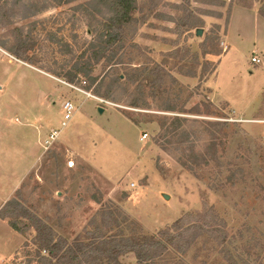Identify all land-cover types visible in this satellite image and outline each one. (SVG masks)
Masks as SVG:
<instances>
[{
	"label": "rangeland",
	"instance_id": "374dc122",
	"mask_svg": "<svg viewBox=\"0 0 264 264\" xmlns=\"http://www.w3.org/2000/svg\"><path fill=\"white\" fill-rule=\"evenodd\" d=\"M104 4L0 0V113L6 111L8 132L34 128V115L48 118L37 167L9 201L70 245L92 235L159 239L183 218L172 234L185 233L167 244L166 263L226 264L222 243L264 262V49L253 26L230 25L234 6L256 4L259 11L264 1L136 0L119 64L93 59ZM229 28L243 40L235 34L228 41ZM18 40L28 48L20 60L9 51ZM71 74L78 80L69 84ZM116 75L126 79L111 86ZM82 89L96 98L110 90L112 104L85 102ZM64 101L82 108L44 150L40 143L61 127ZM143 133L148 138L140 141ZM34 237L32 229L21 236L0 223V264H49ZM118 261L136 264L131 253Z\"/></svg>",
	"mask_w": 264,
	"mask_h": 264
},
{
	"label": "trees",
	"instance_id": "16d2710c",
	"mask_svg": "<svg viewBox=\"0 0 264 264\" xmlns=\"http://www.w3.org/2000/svg\"><path fill=\"white\" fill-rule=\"evenodd\" d=\"M58 1L61 3L67 0ZM100 1L105 2L104 5L108 14L103 18V22L101 23L102 31L96 39L99 47L95 54H93V59L98 61L105 58L108 63L116 61L115 64H119L120 59L116 58L117 52L124 48L125 28L135 21L136 0ZM258 13L264 18L263 7L260 8ZM27 50V46L18 40L17 45L9 51L12 56L20 60ZM122 78L126 79L124 75H116L111 80V86L120 82ZM75 79H77V76L71 74L66 81L71 84ZM129 81L131 82L130 79ZM100 98L104 100L110 99V90H107ZM131 105L136 107V101L132 102ZM167 109V111H172V109ZM172 123L178 125L179 119H172ZM167 129L168 133L172 131H169L170 128ZM0 219L6 220L8 226L21 236H24L29 229H32L35 233L34 243L37 255L42 261L49 264L52 261L60 264H94L102 260L109 264H121L118 258L130 253L134 255L136 264H168L161 257L170 251L167 244L173 241L175 235L181 233L172 234L173 230L177 229L184 222V219L180 218L169 228L160 231L159 239L157 237L130 239L92 235L87 243L76 241L70 245L65 238L57 236L44 220L25 209L15 200L6 202L0 209ZM184 233L185 231L179 235H183ZM226 236V233H220L221 242H225ZM221 245L219 254L226 264H264L262 261H252L249 256L243 258L235 249L231 251L226 248L225 244L223 245L222 243ZM41 253L47 255V257L44 258V256H41Z\"/></svg>",
	"mask_w": 264,
	"mask_h": 264
},
{
	"label": "crops",
	"instance_id": "0c3cea01",
	"mask_svg": "<svg viewBox=\"0 0 264 264\" xmlns=\"http://www.w3.org/2000/svg\"><path fill=\"white\" fill-rule=\"evenodd\" d=\"M234 8L235 9L231 13L230 25L231 24L233 25V23L235 22L236 25L239 27L242 22H245L246 24L253 26V31L255 32V34L257 36H260V38L256 40L260 41V47L264 49V18L260 16V14L258 13L257 5L254 4L250 8L241 7V6H237V7L234 6ZM240 32L238 31L234 32L229 28L226 34L227 40L228 41L230 40L232 42V37L235 34L238 40H243L242 34ZM233 49H234V46L232 44L230 46L229 51ZM8 62L10 64H13V63H16V60L15 62H13L10 59H8ZM16 64H19V63H16ZM244 73H245V68H244ZM3 89L4 87H0V95ZM89 99L99 104L97 100H95L94 98H87L85 102ZM39 105L41 106V104ZM61 105H62V102L60 104V109H61ZM80 109H77V108L75 109L72 115V118L75 113L80 111ZM40 112H42V109H40ZM6 119H7L6 111L5 113L4 111L3 113L1 112L0 113V209L6 204V202L9 201L11 197L10 193L12 189H14L13 187L23 182L33 172V170L36 169L37 163L41 157L40 155L41 152L38 148V144H39L38 141H39V138L44 136V134L42 133L43 123L46 122L48 118L45 114L42 115V113L38 115H34V120L36 121L34 128H25V127L23 128L22 127V129L18 128L19 130H16V131H12L10 129V132H8L7 130L8 122H6ZM26 122L32 124V119L28 117L26 118ZM59 134H58L57 139L59 138ZM46 138L47 136L44 139ZM8 144L10 146V148H8V150L10 151V155H9L10 163L8 165L9 166L8 171L6 172V147H7L6 145ZM15 150L18 151L17 154L20 153V155L16 156L18 158H15L16 160H14V163L11 164V161H12L11 152ZM0 223H4L5 225H7V227L10 230H12L8 226V223L6 220L0 219ZM6 258H8V256ZM5 263H6V260H4L1 264H5Z\"/></svg>",
	"mask_w": 264,
	"mask_h": 264
},
{
	"label": "built area",
	"instance_id": "2783aa9c",
	"mask_svg": "<svg viewBox=\"0 0 264 264\" xmlns=\"http://www.w3.org/2000/svg\"><path fill=\"white\" fill-rule=\"evenodd\" d=\"M250 63L253 66H256V65H258L260 63V59L257 56H254V57L251 58ZM67 85H69V84H67ZM81 85L82 86H86V82L85 81H82L81 82ZM71 87H72V85H71ZM80 92L86 98H94L95 100H97V102L99 104H102V105H111L112 104V103H110V102H108V101H106L104 99L93 97L90 94V92L84 91L83 89L80 90ZM75 109H76L75 108V105H73V103L70 102V101H64L62 103V105H61V110H62L61 127L58 130L51 131L49 133V135L47 136V138L42 141L41 146L44 148V150H47L53 144V142H55L57 140V137H58L59 132L61 131V129H63L64 127H66L67 123L71 120L72 115H73ZM147 138H148V135L146 133H143L140 136V141H145ZM67 166H68V168H72L74 166L73 161L67 162Z\"/></svg>",
	"mask_w": 264,
	"mask_h": 264
},
{
	"label": "water",
	"instance_id": "95a60500",
	"mask_svg": "<svg viewBox=\"0 0 264 264\" xmlns=\"http://www.w3.org/2000/svg\"><path fill=\"white\" fill-rule=\"evenodd\" d=\"M202 35V30L201 29H197L196 30V36L200 37ZM99 112L102 113V109H99ZM166 200L168 199L167 195L163 196Z\"/></svg>",
	"mask_w": 264,
	"mask_h": 264
}]
</instances>
